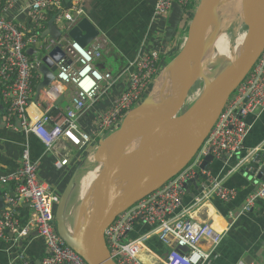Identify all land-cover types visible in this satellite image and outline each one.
<instances>
[{
  "label": "built area",
  "instance_id": "1",
  "mask_svg": "<svg viewBox=\"0 0 264 264\" xmlns=\"http://www.w3.org/2000/svg\"><path fill=\"white\" fill-rule=\"evenodd\" d=\"M195 2L154 0L153 21L164 19L174 4L188 9ZM17 5L19 10L15 11ZM74 13L77 16L82 13L77 0H0V118L4 117L6 124L15 130L22 128L34 133L47 150L53 149L59 141L83 148L91 141L92 134L103 136L125 112L144 99L161 70L155 50L141 53L130 65L122 90L111 97L108 108L97 116L96 128L85 131L78 123V113L86 103L96 99L103 85L112 82V74L96 65L105 40L97 36L93 44L84 47L66 37L46 39L17 21L20 15H26L33 28L41 30L51 20L60 30H67V22L71 25L76 22ZM58 44L64 55L55 63V78L40 91L38 101H33L35 84L41 77L37 68L43 55ZM31 47L38 54H27L26 49ZM40 51L43 52L41 55ZM67 85L73 87L72 104L65 111L54 113V103ZM263 109L264 50L229 97L192 162L162 187L118 214L104 230L107 249L116 264H147L139 254L142 249L140 240L128 237L137 220L156 225L158 238L168 248L157 264H204L207 261L210 251H205L202 244H209L213 250L220 243L222 232L206 220L195 221L190 216L176 213L186 193L184 183L200 172L207 179L201 183V195L195 203L199 204L210 194L223 202L232 201L237 196V189L225 187L221 174L200 170L199 165L210 154L220 161L240 155L251 128L247 118ZM258 151L257 148L245 151L234 168H240L249 160L254 161ZM67 163L65 156L55 161V166L60 168ZM7 184L13 187L3 192L5 207L0 212V241L11 233L17 247L20 240L29 235V227L21 226L18 218V209L26 201L33 210L31 223L47 249L40 264H89L59 236L55 223L59 196L49 193L46 183L38 178L37 164L31 160L27 147L21 152L16 171L0 174V185ZM263 198L264 181L246 196L243 211H251ZM14 257L20 264H32L24 248L14 253Z\"/></svg>",
  "mask_w": 264,
  "mask_h": 264
},
{
  "label": "water",
  "instance_id": "2",
  "mask_svg": "<svg viewBox=\"0 0 264 264\" xmlns=\"http://www.w3.org/2000/svg\"><path fill=\"white\" fill-rule=\"evenodd\" d=\"M224 1L198 0L192 9L182 45L166 65L171 69L175 96L160 102L154 93L163 67L144 100L125 112L110 133L98 141L93 154L95 166L88 173L93 178L87 180V185L85 181L81 185L71 227L65 221V209L74 176L59 196L55 208L57 232L87 263L116 264L107 249L104 230L118 214L162 187L192 162L229 97L264 50V0H234L237 5L250 1L251 20L245 22L241 42L238 39L232 57L218 74L205 82L200 93L185 108L190 91L200 77L201 54L211 20L213 17L215 20L220 5L224 8ZM89 12L86 14L83 9L79 16L74 13L76 22L73 25L67 22V30H60L52 23L46 33L56 40L66 34L85 47L101 33L97 20ZM26 53L32 55L35 50L27 48ZM63 55L59 44L43 55L37 68L41 80L35 84L36 99L54 80L55 63ZM140 122L145 125L135 130L134 125ZM136 138L135 143L127 146ZM214 160L211 154L205 156L199 169L212 171L208 165ZM261 160L262 156L258 155L253 162L246 163L251 167L241 169L255 185L264 181V162L261 164ZM200 179L206 180L207 176L199 172L188 179L184 183L185 191L188 193L190 186L199 190ZM0 207L4 208L2 200ZM181 250L185 252L186 248ZM260 257L264 260V247Z\"/></svg>",
  "mask_w": 264,
  "mask_h": 264
},
{
  "label": "crops",
  "instance_id": "3",
  "mask_svg": "<svg viewBox=\"0 0 264 264\" xmlns=\"http://www.w3.org/2000/svg\"><path fill=\"white\" fill-rule=\"evenodd\" d=\"M77 3L82 12L83 9L86 14L90 11L89 13L97 20L101 30L98 39H104L105 44L101 49V56L96 60V65L112 74V82L103 85L96 99L86 103L84 109L78 113L77 120L81 128L91 132L96 128L97 116L108 108L111 97L122 90L130 65L141 53L155 50L159 55L160 68L175 57L182 45L192 8L184 12L180 6L174 4L164 19L153 21L154 0H77ZM195 4L196 2L194 6ZM18 10L17 5L15 11ZM17 21L27 26L29 31L34 30L41 37L51 38L46 33L51 27V20H48L41 30L33 28L26 15H20ZM62 37L70 39L66 34L60 36ZM93 43L92 40L89 45ZM31 49L34 50L33 47ZM35 54H38L37 50L30 56ZM108 59L115 63L117 69L115 73L112 72ZM40 80L41 77L37 82ZM108 88L112 89V94H107ZM72 94L71 85L63 87L54 103V113L65 111L71 106ZM32 100L38 101L34 94ZM247 121L251 124V128L244 141V150L239 157L236 155L222 161L214 160L208 165L212 168L209 173L222 175V184L225 187L237 189V196L232 201L223 202L210 194L197 204L195 199L201 195V183L205 182L204 179H200L199 190L190 186V191L185 193L182 204L176 212L179 215L190 216L195 221L206 220L222 232V239L213 250L209 244H202L205 251H210V256L204 264H264L263 258L260 257V250L264 247V198L259 199L251 211H243L246 196L257 185L248 178L247 173L241 171L251 166L244 164L240 168H234L245 151L250 152L254 148L259 149L258 154L262 156L261 164L264 162V109L257 114L249 115ZM107 133L100 137L92 134L91 141L83 148H76L68 142L59 141L53 149L47 150L34 133L22 128L15 130L6 124L5 118L2 117L0 118V174L15 172L20 163L21 152L27 147L31 160L37 164L38 178L46 183L49 193L60 196L73 176L74 178L79 174L83 176L94 168L93 154L98 141ZM73 151H82L86 155L82 159L77 156L74 160L71 157ZM65 156L68 158V163L60 168L56 167L55 161ZM12 187L11 184L0 185V200L3 203V192ZM78 198L79 195L74 200V214ZM3 209L0 207V212ZM32 214L33 210L29 202H22L18 209V218L21 226L29 227V235L22 238L16 247L14 235L7 233V237L0 241V264H20L15 259L14 253L22 248L32 264H40L47 255L45 244L31 223ZM67 221L73 226L74 215L73 219L69 215ZM128 237L132 240H140L142 249L139 254L147 264H157L168 251L158 238L156 225H150L142 220L134 223Z\"/></svg>",
  "mask_w": 264,
  "mask_h": 264
},
{
  "label": "bare ground",
  "instance_id": "4",
  "mask_svg": "<svg viewBox=\"0 0 264 264\" xmlns=\"http://www.w3.org/2000/svg\"><path fill=\"white\" fill-rule=\"evenodd\" d=\"M233 1L234 0H225L224 1V8H222V11L224 13L230 14L231 15L230 17L237 16L240 20H242V17L246 18L247 19L246 21L251 20V12L252 11H251L250 1H248V2L243 1V3L241 5H237ZM214 23L215 22H214V17H213V19L211 20L209 29H211L214 26ZM227 36H229V35H227ZM238 38H240V37H238ZM241 39H240V42H241ZM229 49H230L229 48V42H228V39L226 38L225 35H217L211 39H207L205 44H204L203 51L201 54V65L199 67V72H200L199 78L206 77L207 75H209L210 70H215L216 66L218 67V63L222 58L230 56L231 50L229 51ZM212 65H213V67L211 68ZM193 72H194V69L191 70V73H193ZM213 77H211L209 80H211ZM171 78H172L171 69L167 66L162 70V72H161V74H160L159 78L157 79L156 84L154 86V93L157 95L158 101L165 102V101H168L175 96L174 89L171 85ZM144 125H145L144 122L137 123L134 125V129L139 130V127H143ZM137 139L138 138L129 142V144L127 146H130L132 142L135 143ZM125 143H127V140H125ZM126 148H128V147H126ZM87 172H89V171H87ZM75 178L73 180V187L69 193L67 203H66V209H65V221L69 227H71V225L68 224V221H67L68 204H69L71 195L75 189ZM92 178H93V176L91 174H87L86 177L85 176L82 177V183L85 181V184L87 185V180L88 179L91 180Z\"/></svg>",
  "mask_w": 264,
  "mask_h": 264
},
{
  "label": "rangeland",
  "instance_id": "5",
  "mask_svg": "<svg viewBox=\"0 0 264 264\" xmlns=\"http://www.w3.org/2000/svg\"><path fill=\"white\" fill-rule=\"evenodd\" d=\"M197 2V0H196ZM194 5H192V9H194L193 7ZM231 15L230 14H227V13H224L222 11V8H221V5H220V8L219 10L217 11L216 15H215V20H214V26L209 30V33L207 35V39H211L213 38L214 36H217V35H225L226 38L228 39V42H229V51L231 52L230 53V56L228 57H224L222 58L219 63H218V67L216 66V69L215 70H210L209 72V75H207L206 77H201L198 79V81L194 84V86L192 87L191 91H190V94L188 96V100H187V103L185 105V108L190 105V103L196 98V96L200 93V91L203 89L204 85H205V82H207L211 77L215 76V74H218V72L220 71V69L222 68V65L228 61V59L230 57H232L233 53L235 52V49H236V46H237V41L238 39L241 38V35L243 36V33L245 31V22H247L246 18H243L242 17V20H240L237 16L235 17H230ZM247 17V16H246ZM228 19V20H227ZM227 20V21H226ZM227 24H226V23ZM231 22V23H230ZM63 32V31H61ZM229 36H227V35ZM240 37V38H238ZM233 49V50H232ZM233 51V52H232ZM43 52L40 51V55L42 54ZM108 62L109 64L112 66L111 67V70L113 73L116 72V65L115 63L111 60V59H108ZM169 62V61H168ZM167 65V62L166 64L164 63V68L166 67ZM213 67V65L211 66V68ZM162 69V68H161ZM212 75V76H211ZM153 84V81L151 83V85ZM151 85L149 87V90L151 88ZM112 94V89L111 88H108L107 89V94ZM149 93V91H148ZM146 97V96H145ZM144 97V98H145ZM144 100V99H143ZM142 100V101H143ZM100 101H102V98H100ZM135 107V106H133ZM116 128V127H115ZM110 132L108 131V134ZM83 151V150H82ZM82 151H73L71 153V157L74 158V160H76L77 156L82 159L86 153H83ZM91 157V156H90ZM85 160V159H84ZM87 160V159H86ZM88 162V160H87ZM89 172L85 173L83 176L86 177V175L88 174ZM82 174H79V176H77L75 178V189L71 195V198H70V201H69V204H68V216L70 215V217L73 219V215H74V209H73V206H74V200L77 199L79 193H78V189L81 187L82 185ZM78 206V205H77ZM77 212H78V209H77Z\"/></svg>",
  "mask_w": 264,
  "mask_h": 264
},
{
  "label": "trees",
  "instance_id": "6",
  "mask_svg": "<svg viewBox=\"0 0 264 264\" xmlns=\"http://www.w3.org/2000/svg\"><path fill=\"white\" fill-rule=\"evenodd\" d=\"M189 8H192V6H191V7H189ZM189 8H188V9H189ZM181 10H184V12H185V10H186V9H183V8H181ZM30 23H31V22H30Z\"/></svg>",
  "mask_w": 264,
  "mask_h": 264
}]
</instances>
